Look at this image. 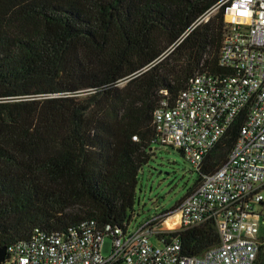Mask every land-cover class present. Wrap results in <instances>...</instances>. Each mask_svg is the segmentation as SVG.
I'll use <instances>...</instances> for the list:
<instances>
[{
	"label": "trees",
	"instance_id": "1",
	"mask_svg": "<svg viewBox=\"0 0 264 264\" xmlns=\"http://www.w3.org/2000/svg\"><path fill=\"white\" fill-rule=\"evenodd\" d=\"M221 1L0 0V248L89 220L130 225L154 111L195 76L224 73V12L200 23ZM245 118L193 188L227 161ZM177 236L186 256L221 244L213 223Z\"/></svg>",
	"mask_w": 264,
	"mask_h": 264
},
{
	"label": "built area",
	"instance_id": "2",
	"mask_svg": "<svg viewBox=\"0 0 264 264\" xmlns=\"http://www.w3.org/2000/svg\"><path fill=\"white\" fill-rule=\"evenodd\" d=\"M224 73L195 76L175 104L154 111L156 143L184 153L201 172L208 154L246 113L227 161L203 176L172 211L131 232L95 220L64 231H37L7 248L0 264H264V0H222ZM167 95V92H163ZM213 223L221 244L186 256L178 232ZM169 224V226H168ZM112 240L109 256L103 254Z\"/></svg>",
	"mask_w": 264,
	"mask_h": 264
},
{
	"label": "rangeland",
	"instance_id": "3",
	"mask_svg": "<svg viewBox=\"0 0 264 264\" xmlns=\"http://www.w3.org/2000/svg\"><path fill=\"white\" fill-rule=\"evenodd\" d=\"M153 150V160L140 175L131 232L155 215L174 210L199 179V173L179 150L158 143ZM111 246L112 240L106 238L105 256L110 255Z\"/></svg>",
	"mask_w": 264,
	"mask_h": 264
},
{
	"label": "water",
	"instance_id": "4",
	"mask_svg": "<svg viewBox=\"0 0 264 264\" xmlns=\"http://www.w3.org/2000/svg\"><path fill=\"white\" fill-rule=\"evenodd\" d=\"M6 254H7V248L6 247L0 248V263L5 261Z\"/></svg>",
	"mask_w": 264,
	"mask_h": 264
},
{
	"label": "bare ground",
	"instance_id": "5",
	"mask_svg": "<svg viewBox=\"0 0 264 264\" xmlns=\"http://www.w3.org/2000/svg\"><path fill=\"white\" fill-rule=\"evenodd\" d=\"M168 226H169V224H168Z\"/></svg>",
	"mask_w": 264,
	"mask_h": 264
}]
</instances>
